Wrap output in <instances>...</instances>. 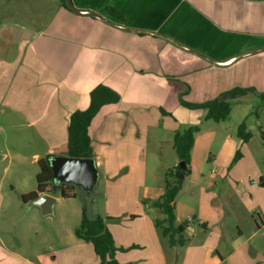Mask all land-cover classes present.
I'll list each match as a JSON object with an SVG mask.
<instances>
[{"label": "crops", "instance_id": "0c3cea01", "mask_svg": "<svg viewBox=\"0 0 264 264\" xmlns=\"http://www.w3.org/2000/svg\"><path fill=\"white\" fill-rule=\"evenodd\" d=\"M71 1L78 13L64 0H0V165L9 157L3 149L10 140L31 145L36 163L68 157L72 114L87 110L92 92L106 87L119 100L103 106L90 126L97 185L86 189L75 183H52L42 193L57 200L54 215L63 201L83 196L93 220L101 214L102 179L115 180L123 168H129L121 182L145 183L150 174L146 148L150 145L163 153L167 146L175 152V133L183 131L179 117L206 119L207 110L184 103L202 105L234 88L254 89L264 96V0ZM109 8L122 17L109 13ZM245 96L233 101L239 105ZM200 131L191 152L192 166L205 151ZM237 146L231 142L228 149L232 152ZM14 158L22 165L29 161L13 155L0 176V264H85L88 254L96 255L93 245L88 247L75 234L69 238L71 246L56 251L61 242L58 239L54 246L53 234L40 226V210L23 202L24 195L37 191L33 175L6 188L5 176ZM179 164L177 156L165 175ZM140 187L147 212L106 214L137 222L127 231L112 226L115 243L131 246L149 263L166 264L156 227L164 215L152 205L165 193V176L162 186ZM177 198L176 225L187 224L185 237L190 243L192 224L180 216L183 205ZM24 207L32 215H24ZM152 208L159 214L156 220L149 214ZM201 225L208 233V224ZM164 239L176 251L189 244L171 247ZM188 253L190 249L186 260Z\"/></svg>", "mask_w": 264, "mask_h": 264}, {"label": "rangeland", "instance_id": "374dc122", "mask_svg": "<svg viewBox=\"0 0 264 264\" xmlns=\"http://www.w3.org/2000/svg\"><path fill=\"white\" fill-rule=\"evenodd\" d=\"M179 120L183 131L195 125L201 128L200 137L205 138V151L197 159L196 166L190 163L187 168L183 175V189L177 198L183 205L180 216L192 224L190 243L185 249L173 250L169 248L160 231L166 264H208L213 263V260L220 262L223 259L225 261L222 264H264V96L249 92L239 105L232 100L230 116L221 123L199 117L181 116ZM244 122L248 126L247 132L252 134L248 143L238 137L239 126ZM13 142L8 141L9 149H3V152H9V157L0 165V176L4 174L6 166H9L8 161L12 160L13 155H24L29 161L22 165L14 158L13 164L7 170L9 173L5 176L6 188L12 189L19 179L32 175V182L34 186L37 185L36 174L40 173V167L33 160L35 149L31 145H17ZM231 142L233 145L238 144L232 152L228 149ZM153 148L149 145L144 151L150 173L145 183L121 182L128 174L129 168H123L115 180L102 179L100 182L101 214L98 217L104 219L113 238L112 226L127 231V228L134 227L137 222L124 220L123 215L107 220L106 214H124L133 210L147 212L139 196L140 192L142 193L140 186H162L165 172L172 168L177 160V155L169 150L170 147L166 146L163 153L155 152ZM237 151H240V156L239 160L235 161ZM155 156H158V159ZM240 185L243 189H240ZM128 194L131 196L128 197ZM59 197L61 198L62 194ZM84 209L85 199L77 194L74 200L63 201L55 209V215L46 218L39 215L40 226L53 234L51 241L54 246L58 245V239L61 242L56 251L61 252L71 246L69 238L75 237V231L82 222ZM22 212L27 216L33 213L25 207ZM149 214L155 220L159 218L158 212L153 208ZM202 223L208 224V233H205ZM42 239L41 237L39 240ZM29 243H32V240H29ZM87 245L92 247L89 243ZM120 248L124 250L117 252L116 259L119 264H155L149 263L145 255H141V252L131 246ZM187 249H190L188 260ZM120 254L125 255L121 260L118 259ZM132 258L131 263L128 260ZM97 263L94 252L87 255L85 264Z\"/></svg>", "mask_w": 264, "mask_h": 264}, {"label": "trees", "instance_id": "16d2710c", "mask_svg": "<svg viewBox=\"0 0 264 264\" xmlns=\"http://www.w3.org/2000/svg\"><path fill=\"white\" fill-rule=\"evenodd\" d=\"M64 4L66 1L64 0ZM109 13L114 16L122 17L115 9L109 8ZM254 89H232L222 94L218 99L202 104L193 105L184 103L191 109L207 110V120H213L215 123L226 121L231 113L232 100L238 99ZM263 97V96H262ZM119 98L109 89L100 86L91 94L90 107L84 111H75L70 119L68 128V156L75 158H93L94 148L90 137V126L100 112L103 106L117 103ZM247 124L244 122L238 129V137L248 143L252 134L247 132ZM200 131L199 126H191L184 131H177L174 136V149L180 163H185L186 167L182 168L180 164L165 175V193L158 200L152 203L154 208L159 209L164 215V219L156 221V227L161 231L164 238L168 239L171 247H185L189 239L185 237L187 224L176 225L175 201L181 191L184 183L183 175L191 163V152L195 144V135ZM240 151L236 152L235 161L239 160ZM40 173L37 175V191L24 195V203L31 202L40 194L46 192L52 187L53 170L45 159L39 162ZM264 186V185H263ZM63 197L68 195L63 191ZM136 218V216H131ZM112 220V218H106ZM76 236L91 243L99 259V264H119L116 255L124 249L117 247L113 235L106 227L104 219L97 217L90 219L86 210L83 211V218L80 226L75 231Z\"/></svg>", "mask_w": 264, "mask_h": 264}, {"label": "water", "instance_id": "95a60500", "mask_svg": "<svg viewBox=\"0 0 264 264\" xmlns=\"http://www.w3.org/2000/svg\"><path fill=\"white\" fill-rule=\"evenodd\" d=\"M66 3L69 9L78 13V11L74 9L71 0H66ZM48 164L53 170L52 183H75L86 189H92L98 183V170L92 158L57 156L49 158ZM180 166L182 168L186 167L183 162L180 163ZM56 204V199L43 194L30 202L31 207H37L43 217L53 216Z\"/></svg>", "mask_w": 264, "mask_h": 264}]
</instances>
